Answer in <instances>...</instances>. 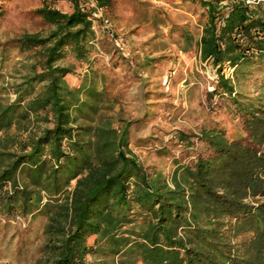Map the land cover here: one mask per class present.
I'll use <instances>...</instances> for the list:
<instances>
[{
  "label": "trees",
  "instance_id": "obj_1",
  "mask_svg": "<svg viewBox=\"0 0 264 264\" xmlns=\"http://www.w3.org/2000/svg\"><path fill=\"white\" fill-rule=\"evenodd\" d=\"M183 1L214 74L206 98L226 100L246 136L202 131L212 154L175 162L169 179L130 149L132 123L115 115L92 67L99 51L86 1L41 0L35 14L49 32L2 46L1 67L10 51L34 61L6 85L14 100L0 99V214L46 217L40 264H264V0ZM94 2L108 10L111 0ZM181 37L186 53L193 37Z\"/></svg>",
  "mask_w": 264,
  "mask_h": 264
},
{
  "label": "rangeland",
  "instance_id": "obj_2",
  "mask_svg": "<svg viewBox=\"0 0 264 264\" xmlns=\"http://www.w3.org/2000/svg\"><path fill=\"white\" fill-rule=\"evenodd\" d=\"M138 1L130 0L128 11L121 15L115 3L107 10L108 28L96 30L100 54L92 67L105 75L106 90L116 99L115 115L132 123L129 144L138 161L148 171L156 170L169 179L175 162L192 164L212 154L199 138L202 131L218 126L225 129L227 136L246 133L225 112L226 100L206 98L212 92L214 74L197 53L201 28L194 12L187 15L164 5H140ZM0 6L1 62L3 45L25 33L46 35L50 27L35 14L42 6L41 0H3ZM58 7L67 11L69 5L59 3ZM184 31L193 37L186 53L181 51L185 46L181 37ZM3 54L6 61L0 65V86L21 82L34 61L33 52ZM72 83L77 86L79 81L74 78ZM249 85L247 89L254 94L255 85ZM14 98L13 89L7 86L6 92L0 94L4 103ZM180 134L186 142L180 140ZM45 224L46 217L42 215L10 219L0 214V264H40ZM87 261L94 263L95 259Z\"/></svg>",
  "mask_w": 264,
  "mask_h": 264
},
{
  "label": "crops",
  "instance_id": "obj_3",
  "mask_svg": "<svg viewBox=\"0 0 264 264\" xmlns=\"http://www.w3.org/2000/svg\"><path fill=\"white\" fill-rule=\"evenodd\" d=\"M138 2L140 5L143 4V2H148V3L153 2V3H156L158 5L167 6L171 10L181 11V12L185 11V14L191 15V13L189 12V10L186 6V4H188V2H185L183 0H139ZM112 3H115V6L117 8L116 11H117V13L119 12V15H121V13H123V12L128 11V7L131 5L130 0H111L110 6H112ZM110 6H109L108 10L110 9ZM172 7H174V9ZM200 35H201V33H200ZM199 38H200V36H199ZM197 53L199 54V51H197ZM99 54H100V51H99Z\"/></svg>",
  "mask_w": 264,
  "mask_h": 264
},
{
  "label": "built area",
  "instance_id": "obj_4",
  "mask_svg": "<svg viewBox=\"0 0 264 264\" xmlns=\"http://www.w3.org/2000/svg\"><path fill=\"white\" fill-rule=\"evenodd\" d=\"M89 5V8L91 9V15H92V23L94 30L96 34V30L99 28L106 29L108 28V23L106 19L107 10H104L102 8H99L94 0H84ZM247 3H252V1H247ZM232 73V69H228L225 71V75L228 77ZM210 90V89H209ZM213 90V88H211Z\"/></svg>",
  "mask_w": 264,
  "mask_h": 264
}]
</instances>
